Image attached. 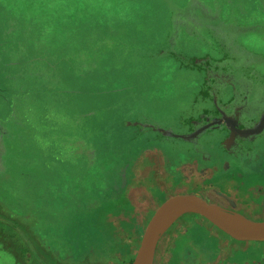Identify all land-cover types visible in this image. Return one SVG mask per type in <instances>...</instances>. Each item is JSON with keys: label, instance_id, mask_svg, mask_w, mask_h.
I'll return each mask as SVG.
<instances>
[{"label": "rangeland", "instance_id": "1", "mask_svg": "<svg viewBox=\"0 0 264 264\" xmlns=\"http://www.w3.org/2000/svg\"><path fill=\"white\" fill-rule=\"evenodd\" d=\"M187 1L0 0V121L16 113L24 122L13 123L18 140L0 152V264H132L148 223L172 195L145 169V158L158 155L142 145L163 144L171 157L189 144L170 137L190 127L208 136L196 146L201 152L214 158L221 150L211 134L222 127L198 125L224 100L221 80L206 87L198 82L211 57L239 59L228 73L242 92L251 89V101L242 99L239 107L244 125L264 113V0H198L210 10L209 26L241 28L224 45L205 28L199 40L184 35L172 42L174 20L184 18ZM200 9L195 6L203 25ZM245 75L253 77L252 86ZM144 120L160 139L158 132L133 136ZM75 139L84 142L77 162L66 143ZM236 153L256 158L250 167L257 168L264 137L243 139ZM252 201L234 215L264 222V203ZM106 219L113 237L94 247L88 232ZM154 264H264V243L234 241L187 214L164 227Z\"/></svg>", "mask_w": 264, "mask_h": 264}, {"label": "crops", "instance_id": "2", "mask_svg": "<svg viewBox=\"0 0 264 264\" xmlns=\"http://www.w3.org/2000/svg\"><path fill=\"white\" fill-rule=\"evenodd\" d=\"M188 1L185 2V5L189 3V7L187 10H184V18L187 19L183 18L180 20L176 18L174 20L173 43L176 42L177 39H181L184 35L188 39L199 40L201 38L202 28H205V32H208L210 36L213 37L215 42L220 41L222 45L225 44L226 38L229 39L230 37L232 39V35H234L236 31L240 30L242 32L241 28L239 29L232 25H226L225 29L221 26L222 22L219 25L209 26V23L207 22L211 17L208 14L210 10L206 7V3H202L198 0ZM195 6H199L201 8L198 10L199 13H204L206 11L207 18L203 22V25L200 24V17L196 14L197 11H195ZM219 10L221 11V9ZM190 18L192 19L188 23ZM155 43H158V41L155 40ZM221 44H219V46H222ZM233 58L234 56L231 57L228 54L215 60L211 57L208 59L209 61L204 62L205 68H200L197 73V78L200 79L198 82L201 83V85L204 84V87H206L207 84L213 85L217 80H221L223 82L222 86L224 85V92L222 91L224 100L216 103L213 106V110L206 112L204 117H209L208 122L200 120V123L198 124L199 126L205 127L209 126V124H212V127H216L218 125L222 127L213 130L211 134V136H214V138L219 140L221 146L220 152L214 158L196 148V146L200 145L201 140L204 141L206 137L208 138L207 134L204 133L203 130L195 131L190 127H188L187 130L182 128L181 132L178 133V136L170 137L172 138L171 140H182L189 144L185 151H174V154H172L171 157H169L165 152L163 144H156L157 141L154 142V140H150L156 144L155 146L148 145V143L142 145L146 146L142 147L141 150H150L158 155L157 158L151 157L149 160L155 164L154 172L157 177V180L156 178L155 180L157 181L159 187L166 192H171L172 194L168 196L169 198L167 197V200L179 195H196L203 198L208 203L219 207L223 211L232 214H240V211H243L244 206L246 207L247 205L248 207L254 202L252 199H257L258 202H261L262 200L264 203V161H262L260 157H257L260 158L257 168L250 167L253 166V160L256 158L245 160L243 157H240L238 153H236V149H231L229 146V142L233 137L232 126H228L230 118L239 112L240 104L242 105V99L246 101V99H249L250 97L252 98L250 95L251 89H248V92H242V84L238 83L236 79H234V75L231 78L228 73L230 72L229 68L231 66L234 67L235 64L236 66L238 65L237 60L239 62V59H235L232 63ZM223 62H226L228 65L225 67ZM246 80L247 85L252 86V84H254L253 77L246 76ZM241 82L243 81L241 80ZM202 91H204V89H202ZM211 92L214 95H218L212 90ZM249 100L251 101V99ZM11 102H13V106H17L16 100ZM263 114L260 113L257 116L255 125H252L253 129L246 131L249 133V136H251L252 141L257 140L260 136L261 139L264 137V129L260 128V123L264 116ZM16 117L17 115L15 113L11 116V118H9V121H0V152H2V149L5 148L4 145H7L6 142L10 145L14 141L18 140L15 137L17 133L13 127V123L17 124L19 127H24L21 124L24 122H19V120L16 121ZM227 117L229 118V121L227 120ZM240 117L241 121H243L244 116L242 112L240 113ZM137 125L139 129L136 134H133L135 138L139 135L138 133L141 132L142 134L143 131L145 133L158 132V129H155V127L151 123L147 122V120H144L143 123L138 122ZM94 133H96V130ZM159 134L160 132H158L156 139H160ZM242 135L244 136V133H242ZM79 138L83 141V138ZM243 139L245 138L241 136L235 140L242 142ZM82 141L75 139L74 142H66L72 143L74 148L71 149V153L74 157L71 158L76 162L78 160V156H84L79 155L83 151L82 145L84 142ZM128 141L129 143H132L135 139L128 137ZM139 144L140 142H137L133 144V146L137 147ZM250 145L251 144L248 143L247 148H250ZM208 146H211V144ZM134 149L135 148L133 147L132 149H127V152L132 153ZM138 150H140L139 147ZM144 151H141V153L143 154ZM180 153H183L186 156L180 157ZM132 158L133 157L131 155L130 159ZM3 163L4 161L0 160V168H2ZM247 163L250 168L247 171H244L242 167L244 168V164ZM3 172L4 170L0 169V174ZM167 177L168 181L164 182Z\"/></svg>", "mask_w": 264, "mask_h": 264}, {"label": "water", "instance_id": "3", "mask_svg": "<svg viewBox=\"0 0 264 264\" xmlns=\"http://www.w3.org/2000/svg\"><path fill=\"white\" fill-rule=\"evenodd\" d=\"M260 128L264 129V116ZM187 214L206 219L234 241L264 243V222L252 223L241 217L245 225L239 226L227 220V217L238 215L227 213L199 196L179 195L166 200L151 218L132 264H154L157 244L164 227L172 219Z\"/></svg>", "mask_w": 264, "mask_h": 264}, {"label": "trees", "instance_id": "4", "mask_svg": "<svg viewBox=\"0 0 264 264\" xmlns=\"http://www.w3.org/2000/svg\"><path fill=\"white\" fill-rule=\"evenodd\" d=\"M108 219H106L105 222H95L92 224L93 229H90V231L88 233L91 234L90 238L95 242V246L97 247L99 244V247L103 244H108L111 240V237H113V227L111 226V224L109 223V221L107 222ZM91 226V227H92ZM82 232V230H81ZM87 232V231H85ZM83 233V232H82ZM82 233H80L79 236L76 237V248H75V252H76V256L79 257L80 256V252L82 249V245L81 243L83 242L85 237H81ZM83 238V239H82ZM115 247L110 246L108 249L110 251H112ZM106 253H103V255H105ZM102 255V254H101ZM86 259V258H85ZM81 260H78L76 262H79Z\"/></svg>", "mask_w": 264, "mask_h": 264}, {"label": "flooded vegetation", "instance_id": "5", "mask_svg": "<svg viewBox=\"0 0 264 264\" xmlns=\"http://www.w3.org/2000/svg\"><path fill=\"white\" fill-rule=\"evenodd\" d=\"M240 113L241 112L239 111V112H237L235 114V116H233L232 118H230V123H231L232 130H233V137H232V139L229 142V146L231 147V149H234V150L237 148L238 145L241 144L240 141H236L235 139H238L239 137L242 136L245 139H250V141H252L251 140V136H249V133H247L246 131L253 129V126L252 125L245 126L244 125V122L241 121ZM227 120L229 121V118L228 117H227ZM242 133H244V136L242 135ZM145 159L148 162L147 167L145 169L146 170L147 169H150L149 171H151L152 174H153L154 171H155V166H153L154 163L151 160H149L148 158H145ZM152 167H154L153 168L154 171L151 169ZM157 188H160V187H157ZM162 191H164V190H162Z\"/></svg>", "mask_w": 264, "mask_h": 264}, {"label": "bare ground", "instance_id": "6", "mask_svg": "<svg viewBox=\"0 0 264 264\" xmlns=\"http://www.w3.org/2000/svg\"><path fill=\"white\" fill-rule=\"evenodd\" d=\"M227 220L230 221L231 223L233 224H236V225H239V226H244V222H243V219L242 218H239V217H227Z\"/></svg>", "mask_w": 264, "mask_h": 264}]
</instances>
